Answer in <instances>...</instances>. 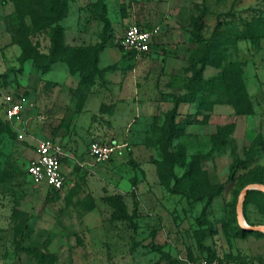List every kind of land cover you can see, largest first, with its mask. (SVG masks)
<instances>
[{"label":"rangeland","instance_id":"rangeland-1","mask_svg":"<svg viewBox=\"0 0 264 264\" xmlns=\"http://www.w3.org/2000/svg\"><path fill=\"white\" fill-rule=\"evenodd\" d=\"M54 2L0 0L4 75L19 86L22 41L41 36L49 52L52 30L30 28ZM84 10L88 33L110 46L131 24L160 28L150 56L125 65L104 56L101 68L107 45L98 53L110 83L141 103H30L20 139L0 99V264H264V232L237 219L244 188L264 185V0H92ZM58 136L65 187H36L27 174L36 140ZM99 139L119 145L108 161L87 158ZM249 191L245 224L264 226V198Z\"/></svg>","mask_w":264,"mask_h":264},{"label":"crops","instance_id":"crops-1","mask_svg":"<svg viewBox=\"0 0 264 264\" xmlns=\"http://www.w3.org/2000/svg\"><path fill=\"white\" fill-rule=\"evenodd\" d=\"M94 1V0H93ZM92 2V0H70V15H69V23L64 24L66 28L69 27L71 29L70 34L69 30L66 29L65 43L71 47H78L79 45H89V44H100L102 42V36L98 37L92 31V33H88V28H93L90 25L85 26L90 19L86 17L82 22V12H86L84 10L88 4ZM87 9V8H86ZM82 24H84L82 26ZM143 28L147 29L145 26L140 25ZM121 34L114 41V47L110 46V40H108V36L106 39V47L100 53V66L101 68L109 65L110 60L114 62H118L119 64L125 65L129 60H140L141 57L150 56V54L136 56V55H125L118 49V40L122 37ZM33 45L38 46V50L40 53H46L48 51L47 46L45 44L44 38L41 36L31 38ZM154 45V44H153ZM118 50V51H116ZM106 56L109 61L104 62L103 58ZM10 59L6 54L0 55V80L7 87L8 90L20 91L21 94H24L28 97V105L23 110V121L17 126L20 131H24L25 134L29 132V129L26 127V118L29 114V105L30 103H96L93 108H97L98 110L103 107L102 103H141L140 99H135V93L129 91L128 94H121V89L119 86L112 85L108 78L110 73L103 72V76L106 75V79L100 80L97 79L94 84L90 86V88L85 91V93L79 94V84L77 75H73L71 71L66 67V65L60 67L57 64L50 66V68L46 72H42L39 68L36 67L35 63L32 60H27L23 63V80L20 83V86L17 85V82H14L13 78H8L4 75L6 71L7 64H9ZM130 62V61H129ZM14 65V64H13ZM102 70V69H101ZM6 79L4 78V76ZM2 104V103H1ZM87 104L85 109L87 108ZM137 109V105L134 106ZM86 112V111H85ZM131 113V111H130ZM85 116L84 112L81 115ZM94 123L96 124L95 118H93ZM97 124L94 126L96 127ZM99 129V128H98ZM97 132V129L95 131ZM99 135H96V138ZM103 136V135H102ZM101 137V136H100ZM46 138V137H45ZM44 139V138H39ZM56 141H59L65 150L66 140L64 137H54L52 138ZM36 140V141H38ZM101 142H110L104 141L103 139H99ZM37 145V144H36ZM89 147V145H88ZM66 152V151H65ZM35 149L33 151L32 158L35 156ZM68 156V155H67ZM66 156V157H67ZM65 157V158H66ZM63 159V162L65 160ZM87 158L92 159L89 155L87 149ZM63 173L66 175L64 164L62 163ZM67 177V176H66Z\"/></svg>","mask_w":264,"mask_h":264},{"label":"built area","instance_id":"built-area-1","mask_svg":"<svg viewBox=\"0 0 264 264\" xmlns=\"http://www.w3.org/2000/svg\"><path fill=\"white\" fill-rule=\"evenodd\" d=\"M160 28L145 29L138 24L129 25L118 45L126 55H147L152 50L154 38ZM14 90H8L0 80V99L3 105V114L18 137L23 139L24 131L17 128V124L23 121V110L28 105V97L24 94H16ZM119 145L114 142L91 141L89 143V155L99 162L108 161L116 153ZM35 156L27 167V174L36 187L45 186L53 191H61L66 184V177L62 170L63 159L67 156L63 145L52 138L40 139L37 142ZM215 263V262H214ZM183 264H209L206 260L198 262L185 259Z\"/></svg>","mask_w":264,"mask_h":264},{"label":"trees","instance_id":"trees-1","mask_svg":"<svg viewBox=\"0 0 264 264\" xmlns=\"http://www.w3.org/2000/svg\"><path fill=\"white\" fill-rule=\"evenodd\" d=\"M57 4L52 5L51 9H47L43 12V17L36 20L35 15L32 17V13H28L32 17L30 33L40 32L41 30L49 27L52 31L50 35L51 47L47 55L40 53L37 49V45H33L30 35L25 38V41H22V59L23 62L27 60H32L36 67L39 68L42 72H46L51 65L61 61L66 64L68 69L72 73H77L81 77V83L79 85V94L85 93L92 84H94V78L100 77L103 74V70L98 67V53L106 45V39H103L102 42L97 46V48H81V47H71L65 43V36L63 27L59 22L67 15L68 6L66 0H56ZM54 2V4L56 3ZM43 22L44 24L40 25L39 23ZM216 34L212 35V40L209 41V47L214 50L213 53H221L222 44L218 41H215ZM118 49L122 51L121 47L118 45ZM126 55V54H125ZM219 66V61L214 60ZM227 79V83H229ZM11 126V125H10ZM12 128V127H11ZM12 130H14L12 128ZM15 132V131H14ZM9 134V133H8ZM51 190V189H50ZM53 191V190H52ZM248 195L250 196H260L264 198V192L251 190ZM247 195V196H248ZM248 201V198H246ZM209 264H249L247 262L239 263H224L219 261L214 263L213 256L209 257L207 260Z\"/></svg>","mask_w":264,"mask_h":264},{"label":"water","instance_id":"water-1","mask_svg":"<svg viewBox=\"0 0 264 264\" xmlns=\"http://www.w3.org/2000/svg\"><path fill=\"white\" fill-rule=\"evenodd\" d=\"M249 190H259L261 192H264V185L262 184H252L248 185L244 188L243 192L239 196L238 204H237V219L238 222L241 224V226L245 229L251 230V231H260L264 232V226H249L245 225V219L243 215V201L244 197L247 194Z\"/></svg>","mask_w":264,"mask_h":264},{"label":"bare ground","instance_id":"bare-ground-1","mask_svg":"<svg viewBox=\"0 0 264 264\" xmlns=\"http://www.w3.org/2000/svg\"><path fill=\"white\" fill-rule=\"evenodd\" d=\"M246 225V224H245Z\"/></svg>","mask_w":264,"mask_h":264}]
</instances>
